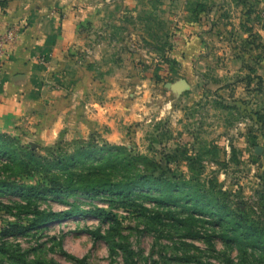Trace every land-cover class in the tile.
<instances>
[{
	"label": "rangeland",
	"instance_id": "rangeland-1",
	"mask_svg": "<svg viewBox=\"0 0 264 264\" xmlns=\"http://www.w3.org/2000/svg\"><path fill=\"white\" fill-rule=\"evenodd\" d=\"M242 29L244 32L245 28ZM224 30L215 28L212 40L205 36V44L200 48L186 46L188 58L184 70L171 58V48L163 45L155 47L157 56H137L136 74L129 79L128 72L123 71V75L116 77L127 78L130 80L127 84L134 85L133 91L116 93L121 102L130 103L129 107H101V118L97 119L100 124L92 118L97 111L94 107L88 110L80 107L77 119L83 120V127L78 123L66 127L54 144L45 146L27 134H24L27 139L16 142L41 155L46 147L52 150L59 147L71 153L80 147L78 142L92 143L98 148L104 144L123 146L132 154L168 165L177 179L189 181L196 189L213 188L216 199L224 200L232 209L241 205L246 214L258 220L262 213L258 194H264V74L257 77L256 69L264 68V40L255 32L245 35L234 33L233 29ZM246 31L250 29L246 27ZM139 48L134 49L137 52ZM198 51L201 52L196 55ZM240 68L244 69L242 75L225 73L226 69ZM216 69L224 74H218ZM92 94L102 98L98 102L101 106L114 102L108 99L107 93L92 91ZM114 111H122L116 115L121 120L119 125L115 124L117 138H109L107 127L113 119L109 113ZM104 115L110 118L105 120ZM99 157L96 153L93 159ZM39 180L35 174L21 178L29 184ZM9 198L3 201L8 203ZM39 207L54 213L75 207L84 212L96 208L112 211L120 223L125 243L136 254L137 264H183L175 260L178 238L168 235L159 238L158 234L146 231L135 214L110 208L105 202L82 196L62 198L58 202L46 196ZM146 207L154 208L149 204ZM15 213L0 214V229L16 221ZM97 230L103 235L107 225L89 215H78L59 219L10 241L31 261L77 264L75 260L85 259L87 264H123L121 251L110 252L102 239L92 237L90 233ZM199 230L202 231L200 225ZM215 241L216 249L222 250L223 244ZM189 243L190 252L202 257L199 263L191 264H223L214 253L208 252L204 241ZM236 254L235 250L231 253L234 261ZM0 264L12 263L0 255Z\"/></svg>",
	"mask_w": 264,
	"mask_h": 264
},
{
	"label": "crops",
	"instance_id": "crops-1",
	"mask_svg": "<svg viewBox=\"0 0 264 264\" xmlns=\"http://www.w3.org/2000/svg\"><path fill=\"white\" fill-rule=\"evenodd\" d=\"M9 27L18 37L0 61V134L15 140L32 135L49 146L66 127H83L80 107H94L97 124L101 107H129L116 93L133 91L134 85L116 77L123 71L133 77L137 56H157V45L171 48V58L184 70L186 46L200 48L215 28L255 32L264 40V0H0V31ZM256 70L262 77L264 68ZM225 73L242 75L244 69ZM92 91L114 102L101 106ZM121 113H109V138H117Z\"/></svg>",
	"mask_w": 264,
	"mask_h": 264
},
{
	"label": "trees",
	"instance_id": "trees-1",
	"mask_svg": "<svg viewBox=\"0 0 264 264\" xmlns=\"http://www.w3.org/2000/svg\"><path fill=\"white\" fill-rule=\"evenodd\" d=\"M200 12L197 13V16ZM71 153L46 147L44 155L31 147H23L8 135L0 134V214L16 212V221L0 229V255L12 264H55L28 260L17 244L10 240L26 236L38 229L71 216L89 215L107 225L90 233L102 239L110 252H122L123 264H137L136 254L121 235V226L112 211L96 208L81 211L77 207L54 213L39 207L51 196L53 201L82 196L105 202L114 209L135 214L149 233L178 238V263H199L201 256L190 252L189 241H204L208 252L223 264H264V194L260 193L262 213L258 220L216 199L214 189H196L189 181L177 179L162 164L144 155L132 154L123 146L78 142ZM77 144V143H76ZM98 153L101 157L95 160ZM93 159V160H92ZM31 174L39 177L36 184L21 181ZM10 197L8 203L4 198ZM153 205L148 209L146 205ZM202 226V231L199 230ZM215 240L223 244L217 250ZM236 251V261L231 256ZM87 264L85 259L75 260Z\"/></svg>",
	"mask_w": 264,
	"mask_h": 264
},
{
	"label": "built area",
	"instance_id": "built-area-1",
	"mask_svg": "<svg viewBox=\"0 0 264 264\" xmlns=\"http://www.w3.org/2000/svg\"><path fill=\"white\" fill-rule=\"evenodd\" d=\"M18 37V31L14 27H9L5 32L0 31V61L8 58L6 47L14 42Z\"/></svg>",
	"mask_w": 264,
	"mask_h": 264
}]
</instances>
